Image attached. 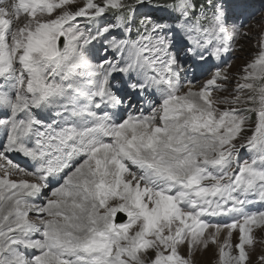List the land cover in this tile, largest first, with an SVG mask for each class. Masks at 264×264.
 Listing matches in <instances>:
<instances>
[{"label":"snow or ice","instance_id":"6c2138e0","mask_svg":"<svg viewBox=\"0 0 264 264\" xmlns=\"http://www.w3.org/2000/svg\"><path fill=\"white\" fill-rule=\"evenodd\" d=\"M245 7L0 0V264H194L211 246L247 264L264 230V35L236 76L215 64L195 87L247 35Z\"/></svg>","mask_w":264,"mask_h":264},{"label":"rangeland","instance_id":"374dc122","mask_svg":"<svg viewBox=\"0 0 264 264\" xmlns=\"http://www.w3.org/2000/svg\"><path fill=\"white\" fill-rule=\"evenodd\" d=\"M258 5L264 6V1H257L256 6ZM259 8L261 13L254 16L255 21L243 26L242 31L247 33V35L242 36L239 39L237 45L235 46L236 51L233 52V59L230 63L231 66L226 67L227 72L233 77L238 74L241 66L251 58L250 54L255 53L257 42L261 36L264 35V7L263 9H261V7ZM195 87L197 88L196 85ZM232 87L233 84L229 83V90H231ZM221 95H227V93H221ZM253 236L256 243L251 247L247 264H261L260 258L264 256V230L261 231V229L255 228ZM233 243H236L235 233L233 236ZM216 260V248L215 246H211L208 250L201 251L195 255L194 264H216Z\"/></svg>","mask_w":264,"mask_h":264},{"label":"bare ground","instance_id":"6f19581e","mask_svg":"<svg viewBox=\"0 0 264 264\" xmlns=\"http://www.w3.org/2000/svg\"><path fill=\"white\" fill-rule=\"evenodd\" d=\"M258 10H259V9H258ZM145 104L147 105V108H148L149 105H148L147 103H145ZM14 162H16V161L14 160ZM14 178H15V177H14ZM261 231H262V230H261Z\"/></svg>","mask_w":264,"mask_h":264}]
</instances>
